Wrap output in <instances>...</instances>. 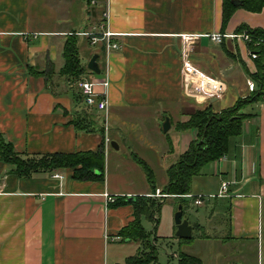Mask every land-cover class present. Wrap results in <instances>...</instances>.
<instances>
[{
	"label": "crops",
	"instance_id": "obj_1",
	"mask_svg": "<svg viewBox=\"0 0 264 264\" xmlns=\"http://www.w3.org/2000/svg\"><path fill=\"white\" fill-rule=\"evenodd\" d=\"M87 1L69 0L60 12L51 0H0L2 140L20 155L100 151L105 155L103 179L76 180L73 169L22 177L2 161L0 149V264H126L145 251L144 243L121 235L136 220L135 203L140 198L160 204L149 238L158 256L159 243H177L180 250L185 245L191 250L180 254L197 257L202 264L220 259L227 264H264V101L243 111L250 118L244 121L241 135L230 140L225 158L210 163L213 169L208 180L215 186L198 195L215 197H208L202 206L193 202L195 214L188 205L186 220L193 229L190 242L181 244L176 237L175 209L167 208V216L163 211L164 204L178 198L156 196L168 184V169L196 138L194 131H181L179 125L188 122L196 109L206 108L186 94L183 36L195 38L190 46L194 67L226 86L223 97L208 104L220 112L253 93L249 84L254 81L248 72L255 74L257 67L242 41L227 38L215 44L208 35L234 34L242 27L264 31V7L255 12L234 5L225 20L224 0H93L97 12ZM77 4L78 19L74 20ZM97 13L102 17L96 18ZM107 31L120 47L108 56L100 50L104 41L92 45L86 35ZM71 33L79 36L80 59L87 68L93 56L99 55L101 75L91 71L72 81L61 74L63 48ZM104 78L110 83L107 112L77 102L81 80ZM238 78L245 82L244 88L233 83ZM86 109L100 115L95 121L103 131L76 129V115ZM146 116L153 122L142 121ZM167 119L168 132L175 128L174 144L168 141L166 147L157 148L168 133L162 127ZM147 146L154 147L164 170L162 181L157 182L152 166L136 154L137 148ZM168 155L172 158L164 161ZM114 158L120 161L115 173ZM138 160L151 170L156 189ZM225 182L231 183L230 196L219 197ZM107 195L116 202L108 203ZM190 196H196L192 187L180 200ZM182 206L184 216L186 202ZM195 235L208 245L220 243V254H209L206 262L194 253ZM180 254L172 255L176 264Z\"/></svg>",
	"mask_w": 264,
	"mask_h": 264
},
{
	"label": "trees",
	"instance_id": "obj_2",
	"mask_svg": "<svg viewBox=\"0 0 264 264\" xmlns=\"http://www.w3.org/2000/svg\"><path fill=\"white\" fill-rule=\"evenodd\" d=\"M93 0H88V6H94ZM98 1V0H95ZM234 1L224 0V19L232 12ZM240 6L252 11H260L264 7V0H238ZM96 6V5H95ZM97 12V6L95 7ZM90 14H92L90 8ZM97 13L96 18H99ZM102 16H100L101 18ZM105 19H101L102 23ZM248 31L256 38L264 39V31L251 30L242 27L238 33ZM79 36L77 33L67 37L63 48L65 60L61 74L72 81H79L85 74L91 71L81 62L78 47ZM251 51L258 53L255 60L257 72L249 77L257 84V89L251 95L239 100L233 107L215 112L212 105L201 110H196L190 115L188 122L181 123V131H194L197 133L189 150L173 164L167 171L168 184L162 190L163 194L181 198L191 193L192 180L201 174L205 166L223 159L229 150L230 140L238 137L242 133L243 123L250 118V115L243 111L254 104L264 101V44L260 47L250 45ZM101 52H105V43L101 44ZM77 102L83 103L81 91L77 93ZM88 109V108H87ZM83 110L76 115L74 125L77 130L83 132L103 131L98 127L95 117L88 110ZM1 138V136H0ZM1 158L7 165L16 168V172L22 177H30L36 173L53 172L59 169H73L76 180H96L104 178L105 155L103 151L98 153H76V154H55V155H20L13 145L0 140ZM139 164L145 171L147 178L154 189L155 182L149 167L142 161ZM183 205V202L181 203ZM160 208V204L148 198H140L135 203L136 220L131 223L123 232L122 236L134 242L145 244V251H141L136 257L128 259L126 264H154L157 262L158 251L146 234L141 225V217L146 215L150 220ZM192 240V239H191ZM191 240H181L180 243ZM179 264H202L201 259L194 256H187L184 253L179 255Z\"/></svg>",
	"mask_w": 264,
	"mask_h": 264
},
{
	"label": "built area",
	"instance_id": "obj_3",
	"mask_svg": "<svg viewBox=\"0 0 264 264\" xmlns=\"http://www.w3.org/2000/svg\"><path fill=\"white\" fill-rule=\"evenodd\" d=\"M95 5V1L92 2ZM90 37L92 45H96L100 41L105 43V55L108 56L113 52L120 49L119 45L113 43L111 38L114 36L113 33L107 31L103 33H88L86 34ZM212 42L215 44H221L224 39H232L236 41H242L248 47V54L251 60H256L258 58V53L251 51L250 45L255 47H260L264 44V39L256 38L254 35L248 31H243L234 34H211L208 35ZM195 38L192 36H183V46H182V62L184 65V78H185V89L187 96L193 98L197 103L203 104L207 102L211 104V100H220L226 92V86L224 83L218 81L217 79L208 76L201 71H199L192 62L190 61V46L194 43ZM110 86L108 79L104 78L101 81H95L93 79L87 80L83 79L79 82V89L83 95L84 104L89 109H96L100 112H107L109 109V104L107 100L106 90ZM98 88H102V91H98ZM249 88L251 92L256 91L257 87L255 83H250ZM214 103V102H213ZM225 158V157H224ZM231 183H222L219 197L230 196L229 187ZM156 196L162 199L170 197L169 195L162 194L159 190L156 192ZM191 197V196H190ZM209 198H214L215 196H204L198 195L193 197L196 206H202L205 200ZM108 203H115L116 199L111 196H106Z\"/></svg>",
	"mask_w": 264,
	"mask_h": 264
},
{
	"label": "rangeland",
	"instance_id": "obj_4",
	"mask_svg": "<svg viewBox=\"0 0 264 264\" xmlns=\"http://www.w3.org/2000/svg\"><path fill=\"white\" fill-rule=\"evenodd\" d=\"M69 0H51L52 4L55 3V5H53V7L55 8V10H59L60 12H64L62 10H64L63 8H66L68 5H69ZM79 4V2H77ZM78 4L76 5L75 7V11H74V15H73V19L74 20H77L78 19V16H77V11L78 9L77 6ZM73 25V24H72ZM66 26L65 25H61L59 26V28H65ZM72 35V33L70 34ZM105 53V52H104ZM220 81V80H218ZM222 82V81H220ZM223 83V82H222ZM233 83H237L239 86L237 87L238 89L239 88H244L245 85H244V81L240 78H238L236 80V82H233ZM234 88V87H232ZM239 100H242V98H239L235 103L234 105L239 101ZM195 101V100H194ZM195 104L199 105L196 101H195ZM208 103L207 102H204L202 106H207ZM233 105V106H234ZM197 110V109H196ZM248 112V109L245 110V113ZM91 115H93L97 120L100 118V115L99 114H96L95 112H91ZM164 116V115H163ZM142 121H146V122H150L152 123L153 121L151 120V118L149 116H146L142 119ZM164 124L165 122H163V130H164ZM175 128H173L170 132H168L166 135L163 134L160 141L162 140L161 144H158L157 145V148L160 147V148H164L167 146V142L168 141H171L172 143L174 142V139H175ZM193 136V135H192ZM195 137H197V133L195 132ZM166 138H168L169 140L166 141ZM196 140V138H195ZM159 141V142H160ZM190 142V141H189ZM188 142V143H189ZM174 144V143H173ZM169 145V144H168ZM130 147L127 149L129 150ZM153 150V151H151ZM125 150L122 149L121 150V153H124ZM154 147L153 149L150 148V146H147V149L145 147H143V149L141 148H137L136 150V154L142 156L143 158H145V160H147L149 162V164L152 166V170H153V174L158 182L159 181H162L163 179V172L164 170L161 168L162 166L159 165L158 163V160L156 159V156L154 155ZM172 157L170 155H168L166 157V159H164V161H168L169 159H171ZM119 159H113V161H111V167H112V172L115 173V170L117 169L118 167V164H119ZM213 169V166L212 165H207L204 167L203 171L201 172V174L199 176H196L194 179H193V186H192V189H193V195H198L202 192L205 193V190L206 191H209V189H211L212 187L211 186H215L214 183H209V180L211 177V172L210 170ZM147 176V175H145ZM114 181L116 180V178L114 177L113 178ZM210 191H214V190H210ZM163 194V192H161ZM175 197V196H174ZM167 199V198H166ZM177 199V198H176ZM182 198H178L177 200L179 202H183V205L185 204L186 202V209H185V215L183 216V219L186 220L188 217V212H187V207L188 205L190 206V212L191 213H196V207L194 206V198H188V199H185V200H180ZM175 200V199H171L169 200L166 204L163 205L164 208V212H165V216H167V208H174L175 209V214L177 213L178 209H179V202ZM171 212V210H170ZM174 214V215H175ZM158 215H159V210H158ZM169 215H171V213H169ZM174 219H175V216H174ZM142 225L144 227V230L146 232V234H148L149 236H152L153 235V221L150 220L147 216H145L143 219H142ZM188 243V242H187ZM186 244V243H185ZM194 245L192 246V250L194 253H196L197 255H199L200 257H202L206 262L208 260V257H210L209 254H213L214 255V252L216 253L215 255H218L220 254V251L218 252L217 249L219 248L220 246V243H211L210 245H208V243H205L201 240H199L196 235H195V243H193ZM159 246L161 247L160 251H159V256H158V260L159 262L157 264H176L177 262V259L176 258H173L172 259V255L173 254H180V251L182 250L183 252H187L188 250L190 249H187L188 245H185L183 246V248L180 250V247L177 243L173 244V245H165V244H162V243H159ZM191 251V250H190ZM184 255H187L186 253H184ZM187 256H192V255H187ZM220 262L222 264H227V263H224V261L222 259L220 260H217L215 262V264H220Z\"/></svg>",
	"mask_w": 264,
	"mask_h": 264
},
{
	"label": "water",
	"instance_id": "obj_5",
	"mask_svg": "<svg viewBox=\"0 0 264 264\" xmlns=\"http://www.w3.org/2000/svg\"><path fill=\"white\" fill-rule=\"evenodd\" d=\"M235 6H240L241 2L236 0L233 2ZM99 55H94L88 64V69L92 71L96 75H101V68L98 63ZM216 100H211V102H215ZM170 130V122L167 121L164 124V132H168ZM112 147L116 150L119 149L116 143H112ZM131 199V198H130ZM175 224L177 226L176 237L180 240H190L192 239L193 229L187 220L183 219V206L180 205L177 213L175 214Z\"/></svg>",
	"mask_w": 264,
	"mask_h": 264
}]
</instances>
